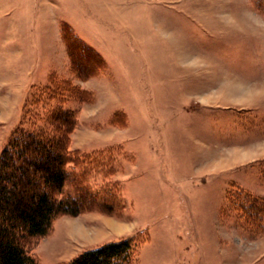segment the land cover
<instances>
[{"label":"rangeland","instance_id":"obj_1","mask_svg":"<svg viewBox=\"0 0 264 264\" xmlns=\"http://www.w3.org/2000/svg\"><path fill=\"white\" fill-rule=\"evenodd\" d=\"M244 7L264 0H0V153L24 112L60 102L81 157L68 190L83 169L114 201L57 218L30 244L39 264L126 237L132 264H264V206L249 222L234 196L264 205V32L218 16Z\"/></svg>","mask_w":264,"mask_h":264},{"label":"trees","instance_id":"obj_2","mask_svg":"<svg viewBox=\"0 0 264 264\" xmlns=\"http://www.w3.org/2000/svg\"><path fill=\"white\" fill-rule=\"evenodd\" d=\"M75 66L81 68L77 61ZM24 113V122L13 129L0 153V264H39L30 244L49 234L57 218L91 207L113 209L112 196L82 183L83 169L73 179L74 193L68 190L70 167L81 164V157L69 148L76 111L58 102L43 115ZM234 194L244 219H259L263 198L240 188ZM136 249L133 237L121 238L63 264H132Z\"/></svg>","mask_w":264,"mask_h":264},{"label":"clouds","instance_id":"obj_3","mask_svg":"<svg viewBox=\"0 0 264 264\" xmlns=\"http://www.w3.org/2000/svg\"><path fill=\"white\" fill-rule=\"evenodd\" d=\"M220 22L227 29L254 33L264 32V10L255 7H244L242 12L223 11L218 14ZM165 38L171 36L170 32H163Z\"/></svg>","mask_w":264,"mask_h":264},{"label":"crops","instance_id":"obj_4","mask_svg":"<svg viewBox=\"0 0 264 264\" xmlns=\"http://www.w3.org/2000/svg\"><path fill=\"white\" fill-rule=\"evenodd\" d=\"M169 6V5H168ZM170 8H173L175 11H178V12H180V11H188V12H190V18H192V20H199V18H198V15H197V13L199 14V12H201V11H204V12H212V13H214L213 15H215V13L216 12H220V10L221 9H215V7H213V9L211 8L210 9V7H201L200 5H179L178 6V4L177 5H170L169 6ZM189 8V10H185V8ZM228 11H229V9H227ZM222 11V10H221ZM206 17H208V16H205L204 18H206ZM213 18H214V16H213Z\"/></svg>","mask_w":264,"mask_h":264},{"label":"bare ground","instance_id":"obj_5","mask_svg":"<svg viewBox=\"0 0 264 264\" xmlns=\"http://www.w3.org/2000/svg\"><path fill=\"white\" fill-rule=\"evenodd\" d=\"M91 65V64H90Z\"/></svg>","mask_w":264,"mask_h":264}]
</instances>
